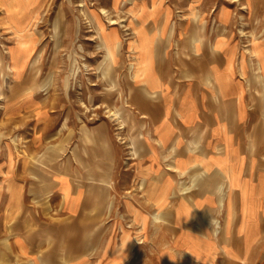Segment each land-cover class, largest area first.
<instances>
[{
	"label": "rangeland",
	"instance_id": "rangeland-1",
	"mask_svg": "<svg viewBox=\"0 0 264 264\" xmlns=\"http://www.w3.org/2000/svg\"><path fill=\"white\" fill-rule=\"evenodd\" d=\"M82 2L91 20L82 12ZM190 2L173 21L191 17L211 26L218 5L226 3L238 32L261 51L257 40L264 37V0H196L193 13ZM148 4L0 0V187L8 189L9 198L0 230L22 233L33 250L18 260L8 247L5 264H74L76 258L81 264H242L240 255L248 264H264V215L258 236L249 220L240 224L246 248L232 236L228 244L233 252H216L212 261L213 241L198 236L197 261L161 249L171 233L161 210L157 221L140 213L145 195L136 179L150 177L141 167L157 98L135 81L149 68L151 35L142 33L137 42L134 36L145 22L167 21V15L158 17V3ZM56 21L60 27L54 34ZM29 35L31 40L21 43ZM188 48L178 62L193 60L198 66L200 57ZM111 50L113 67L106 69ZM259 61L264 70V58ZM12 90L17 91L7 97ZM249 95L251 115L240 135L249 155H258L264 167V79H253ZM110 109L118 111V119ZM120 119L124 124L116 127ZM130 135L136 153L127 149ZM55 177L62 185L68 178L74 191L59 185L60 193ZM77 191L81 199L75 211ZM159 193L160 188L154 196ZM246 211L247 218L253 216V207ZM213 215L222 220L221 214ZM124 233L127 241L119 247Z\"/></svg>",
	"mask_w": 264,
	"mask_h": 264
},
{
	"label": "crops",
	"instance_id": "crops-1",
	"mask_svg": "<svg viewBox=\"0 0 264 264\" xmlns=\"http://www.w3.org/2000/svg\"><path fill=\"white\" fill-rule=\"evenodd\" d=\"M153 1L159 6L158 17L167 15V21L162 25L145 22L134 36L137 42L142 33L151 35L149 68L135 81L157 98L141 169L150 174L144 175L147 183L153 182L149 189L155 192L160 188L162 193L145 197L146 208L140 213L147 220L151 211L161 210L171 225L167 244L161 249L199 260L193 254L198 248L199 220L213 214H221L224 220L229 215V236L242 240L244 231L239 226L243 220H249L255 236L261 230L264 167L258 155H249L245 149L240 130L251 115L252 81L264 79L259 61L264 58V37L257 40L261 51L253 50L250 38L243 37L232 21L231 7L223 2L217 7L216 21L209 26L195 23L191 17H178L185 13L186 0ZM195 1L188 5L191 13ZM174 15L178 16L173 21ZM185 47L192 56L200 57L198 66L193 60L187 65L178 62ZM54 180L60 193L59 185L68 184L74 191L68 178L63 185L57 177ZM0 190L3 219L9 198L6 187ZM75 200L76 211L80 198ZM247 207L254 208L250 218ZM227 245L232 253L233 248ZM8 247L18 260L33 253L25 235L1 229L0 264L6 262ZM33 258H28L29 263ZM81 262L72 260L74 264Z\"/></svg>",
	"mask_w": 264,
	"mask_h": 264
},
{
	"label": "bare ground",
	"instance_id": "bare-ground-1",
	"mask_svg": "<svg viewBox=\"0 0 264 264\" xmlns=\"http://www.w3.org/2000/svg\"><path fill=\"white\" fill-rule=\"evenodd\" d=\"M142 2V1H141ZM252 2V1H251ZM149 5V4H148ZM243 6H246V3H243ZM81 8H82V12L84 13V15H85V17L86 18H88L89 20H91V18H90V14L87 12V8L85 7V4L82 2L81 3ZM101 9L102 10H104V11H107V9H105V7H101ZM191 15V14H190ZM241 18V17H240ZM95 19V18H94ZM109 19H112V17L111 16H109ZM149 19V18H148ZM157 20V19H156ZM243 21V20H242ZM202 25H203V23H204V21L202 20L201 22H200ZM98 24V23H97ZM162 24V23H161ZM58 27H60V24H59V21H56L55 23H54V34H56L57 33V31L59 30V28ZM241 28V27H240ZM225 34V33H224ZM118 39V38H117ZM26 40V41H25ZM25 40H20L21 41V43H23V41L24 42H27V41H29V40H31V36L29 35L28 37H27V39H25ZM195 42V41H194ZM105 44V43H104ZM154 44V43H153ZM114 46H115V49H116V47H117V44H114ZM201 46V45H200ZM248 49V48H247ZM114 56V54H113V50H111V51H109L108 52V55H107V61H106V63H105V66H106V69H108V68H112L113 67V65H112V62H111V60H110V57H113ZM15 57H16V55H15ZM210 65V64H209ZM138 69V68H137ZM136 70V69H135ZM101 72L102 73H105V70H101ZM28 78V77H27ZM27 78L24 80L25 81V83H26V81H29V80H27ZM31 89V88H30ZM16 91L17 90H12V92H11V94H9V95H7V97H12L11 95H13V94H15L16 93ZM25 94V96H26V94H28V93H24ZM25 96H23V97H25ZM108 107V106H107ZM108 109H109V107H108ZM107 110V109H106ZM110 111V114L114 117V116H116L117 117V119H118V111L116 110V109H110L109 110ZM108 111V112H109ZM111 115H109V116H111ZM112 117V118H113ZM119 122V125L118 126H116V127H122L123 126V124H124V122H123V119H120V120H118ZM125 126V125H124ZM118 130V129H117ZM116 130V131H117ZM122 131H120V133H121ZM118 133V132H117ZM117 135V134H116ZM118 135H120V134H118ZM125 135V134H124ZM121 137V136H120ZM129 138H130V140H129V148H127V149H130V151H131V153H136V148H135V140H134V138H133V136H129ZM125 140V139H124ZM122 141V140H121ZM125 143V142H124ZM128 146V145H127ZM129 153V152H128ZM131 156H132V154H131ZM138 169V168H137ZM137 171V170H136ZM139 176V175H138ZM136 180H138V181H136V182H138V187H142L143 188V194L145 195V197L146 198H150V197H152V195H154L155 193H156V191L154 192V191H151L150 189H149V187H150V185H152L153 184V182L152 181H150L149 183H147V179L145 178V176L144 175H141L140 177H139V179H136ZM107 183H109V182H107ZM146 184H147V186H146ZM154 187V186H153ZM75 194H74V196H73V200L74 199H78L79 198V192L77 191V192H74ZM138 193V192H137ZM64 194V193H63ZM140 194V193H139ZM140 196V195H139ZM21 198V197H20ZM81 199V198H80ZM140 199V198H139ZM145 201L144 202H146V200L147 199H144ZM148 201V200H147ZM149 203V202H148ZM133 207V206H132ZM134 208V207H133ZM151 216L154 218V219H156V221L158 220V219H161V213H160V211L156 208V209H154L153 211H151ZM131 217V216H130ZM198 226H199V234H198V236L200 237V238H208V239H210V240H212L213 241V243H214V248H213V250L211 251V256H212V259L210 260V261H212L213 259H214V257H215V255H216V250L218 249V250H221V252L223 253V254H226V255H228L227 253H228V250H227V248H228V245H227V243H228V240H229V238H230V234L228 233L229 232V215H227L226 217H224V220H220V218L217 216V215H211V216H209V217H206V219H205V221L204 220H199L198 221ZM219 233H221V238L219 239ZM127 238H128V235L126 234V233H124V235L122 236V238H121V243H120V246L119 247H122V246H124V244L126 243V241H127ZM244 238H245V235H243V245L245 246V248H246V244H245V240H244ZM198 261V260H197ZM239 262H241L242 264H248V262L244 259V257L243 256H241L240 255V260H239ZM212 264V263H211Z\"/></svg>",
	"mask_w": 264,
	"mask_h": 264
}]
</instances>
